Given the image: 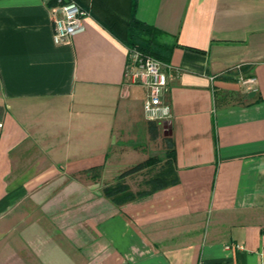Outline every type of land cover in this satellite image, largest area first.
<instances>
[{
    "label": "crops",
    "instance_id": "crops-1",
    "mask_svg": "<svg viewBox=\"0 0 264 264\" xmlns=\"http://www.w3.org/2000/svg\"><path fill=\"white\" fill-rule=\"evenodd\" d=\"M77 1L56 44L51 0H0V264H264V0ZM135 22L166 59L165 122L125 76Z\"/></svg>",
    "mask_w": 264,
    "mask_h": 264
},
{
    "label": "built area",
    "instance_id": "built-area-1",
    "mask_svg": "<svg viewBox=\"0 0 264 264\" xmlns=\"http://www.w3.org/2000/svg\"><path fill=\"white\" fill-rule=\"evenodd\" d=\"M88 11L83 9L73 0L61 2L57 0L54 6V31L53 41L62 44L84 29L83 18ZM125 76L132 82L141 84L145 89L143 100V115L147 121L165 122L171 117V106L165 99L168 87V74L164 63L151 56L141 53L137 48L128 50ZM249 90L257 91L253 76L240 78ZM241 248L239 244H227L225 250L232 251L233 248ZM204 264V263H199ZM215 264H234L233 262H220Z\"/></svg>",
    "mask_w": 264,
    "mask_h": 264
},
{
    "label": "trees",
    "instance_id": "trees-1",
    "mask_svg": "<svg viewBox=\"0 0 264 264\" xmlns=\"http://www.w3.org/2000/svg\"><path fill=\"white\" fill-rule=\"evenodd\" d=\"M51 1L53 4L57 3V0H51ZM68 1L69 0H61V2H68ZM73 1H75L78 4L77 0H73ZM83 9H85V8H83ZM155 34H156V32L153 28H151L145 24L135 22V23H131V25L127 31V34L122 39V41L127 46L128 50L132 49V48H137L141 53L148 55V56H151L153 58H156L157 60H159L165 64L166 59L164 58V56L163 55L161 56L153 47ZM243 77H246V75ZM152 159L153 158H149L145 162L138 164L136 166V169L138 167L149 165L153 161ZM158 180L159 179L157 178V180L154 181L155 184L153 185V188H156L160 185V182ZM122 188H124V186L121 184L120 186L116 187V189L113 190L111 193H108L106 195L111 196V195H113L114 191L122 190ZM133 196H134L133 194L125 192L124 198L129 199Z\"/></svg>",
    "mask_w": 264,
    "mask_h": 264
},
{
    "label": "rangeland",
    "instance_id": "rangeland-1",
    "mask_svg": "<svg viewBox=\"0 0 264 264\" xmlns=\"http://www.w3.org/2000/svg\"><path fill=\"white\" fill-rule=\"evenodd\" d=\"M158 158H159V156H155L152 159L153 160L152 164L153 163H158L157 164L158 167H155L153 169L143 170L141 173H137L136 175H134V177H133L134 180L133 181H134V183H136V185H137L136 187H137V189H139V191L145 192L148 189H150V186H145L144 181L149 176H151L152 174H156L158 172L156 170H158L159 168L163 167L162 163H160ZM138 161H140V160H138ZM96 176L97 175L92 174L91 176L89 175V178H90V180H94L96 178ZM108 181H110V180L108 179ZM158 181L161 183V182L165 181V179L164 178H160ZM121 184L122 183L119 181L118 176L116 177V179L114 180L113 183L108 182V185H106L104 187L105 196L108 197L106 194L111 193L113 190L116 189V187L120 186Z\"/></svg>",
    "mask_w": 264,
    "mask_h": 264
}]
</instances>
